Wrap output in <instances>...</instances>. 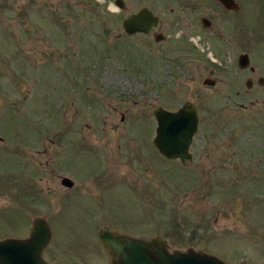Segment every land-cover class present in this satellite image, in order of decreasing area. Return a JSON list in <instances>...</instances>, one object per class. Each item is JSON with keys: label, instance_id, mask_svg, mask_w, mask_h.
Segmentation results:
<instances>
[{"label": "rangeland", "instance_id": "1", "mask_svg": "<svg viewBox=\"0 0 264 264\" xmlns=\"http://www.w3.org/2000/svg\"><path fill=\"white\" fill-rule=\"evenodd\" d=\"M123 1L0 0V238L27 236L40 216L52 263L108 264L98 237L107 225L264 264V0H239L243 30L215 0ZM189 2L212 27L188 24ZM142 6L159 15L163 40L124 31ZM242 50L255 71L238 65ZM187 99L199 122L182 163L152 143L151 107Z\"/></svg>", "mask_w": 264, "mask_h": 264}, {"label": "water", "instance_id": "2", "mask_svg": "<svg viewBox=\"0 0 264 264\" xmlns=\"http://www.w3.org/2000/svg\"><path fill=\"white\" fill-rule=\"evenodd\" d=\"M118 7L124 5L123 0H114ZM228 8L235 7L234 0H220ZM159 16L147 6L129 13L122 20L127 34L138 31L147 33L156 25ZM163 36L158 32L156 39ZM247 52L239 56L241 67L249 64ZM264 78L259 77V83ZM249 85V83L247 84ZM156 118L153 144L168 159L179 158L187 162L191 158L189 146L197 131L198 114L195 103L187 99L177 109L170 110L162 105L151 108ZM61 183L72 186L74 181L64 175ZM52 230L44 217H35L27 236H5L0 238V264H65L47 261L42 252L51 239ZM100 242L111 255L108 264H230L219 256L192 247L186 249L169 248L166 238L154 235L148 238L132 236L125 232L115 231L107 225L98 231Z\"/></svg>", "mask_w": 264, "mask_h": 264}, {"label": "flooded vegetation", "instance_id": "3", "mask_svg": "<svg viewBox=\"0 0 264 264\" xmlns=\"http://www.w3.org/2000/svg\"><path fill=\"white\" fill-rule=\"evenodd\" d=\"M235 2H236V8L235 7H232V8H228V7H226V6H224L223 5V3L220 1V0H215V3L218 5V7L220 8V17H221V20L222 19H227V20H230V21H233V20H235V25H239L240 27H242V30H243V26H244V24H245V22L247 21V16H246V12L244 11V8L242 7V5H241V3H240V1L239 0H234ZM189 4H193V3H191V2H189V3H185L184 5H182L181 6V9H182V13H184V16L187 14V13H193V11H194V9L196 8V7H194L193 5H189ZM149 8V7H148ZM240 10H242L243 11V13H242V15L239 17L237 14L238 13H240ZM136 12V11H135ZM154 12V11H153ZM245 14V15H244ZM158 15V14H157ZM159 16V15H158ZM214 18L213 17H209L208 15H205V14H202V15H196V14H194L193 13V16L190 18V20L188 21V24L189 25H191V26H193V28H194V30H197V29H199V28H210V27H212V25H213V23H214V20H213ZM159 21H160V17H159V20H158V22H157V24L159 23ZM156 24V25H157ZM156 25H153L152 26V28H151V30L149 31V32H152V34H153V37H154V40L155 41H161V40H163L164 38H165V34L163 33V32H161V31H155L154 30V28L156 27ZM201 25V26H200ZM197 28V29H196ZM201 30V29H200ZM149 32H147V33H149ZM158 32H160V33H162L163 34V36L160 38V39H156L155 38V34L156 33H158ZM241 38L240 37H237V39H239L240 40V42H241V44H244L245 43V40H246V38H245V35H244V33L242 32L241 33ZM234 36L235 35H231V37H228V41L229 42H233V39H235L234 38ZM225 41V40H224ZM226 43V42H225ZM244 52H247V51H244V50H242L239 54H238V56H237V63H238V65H239V56H240V54L241 53H244ZM248 53V52H247ZM249 55V54H248ZM249 59H250V56H249ZM250 62H249V64H247L246 66H243V67H241L240 65V67L241 68H248V69H250L251 71H255V66L253 65V64H251V60H249ZM211 72V71H210ZM260 76H262L263 78H264V76L263 75H259V76H257V78H256V82L260 85V86H264V82L263 83H259V77ZM194 78V76H192V79ZM216 82H217V79L215 78V77H212L211 75H206L203 79H202V83L203 84H205V85H215L216 84ZM249 83V85H247ZM166 84V83H165ZM245 84H246V86L247 87H252V86H255L254 85V81H253V79L251 78V77H248L247 79H246V81H245ZM185 101V100H184ZM183 101V102H184ZM182 102V103H183ZM194 103H195V101H193ZM181 103V104H182ZM180 104V105H181ZM179 105V106H180ZM195 105H196V103H195ZM154 105H152V107H153ZM178 106V107H179ZM151 107V108H152ZM164 107V106H163ZM177 107V108H178ZM166 108V107H165ZM177 108H175V109H177ZM196 108H197V105H196ZM167 109H170V110H174V109H171V108H167ZM152 111V110H151ZM153 113V112H152ZM154 114V113H153ZM197 114H198V108H197ZM122 118H123V115H122ZM198 122H199V114H198ZM198 127V126H197ZM193 138V137H192ZM4 140V137L2 136V135H0V141H3ZM152 143H153V139H152ZM191 144V143H190ZM189 151H190V153H191V158L187 161V162H189L191 159H192V157H193V154H192V152H191V150H190V146H189ZM179 159V158H178ZM180 160V159H179ZM181 161V160H180ZM182 162V161H181ZM187 162H182V163H187ZM52 174H57L56 173V171H52ZM62 176H64V175H61V177ZM61 177H60V181H61ZM73 185H74V183H73ZM72 185V186H73ZM72 186H67L68 188H72ZM3 192V191H2ZM2 195L4 196V194L2 193ZM6 199L5 200H7L8 199V197H5ZM9 200V199H8ZM7 204V203H6ZM6 205H5V202L2 204V206H1V208H0V211L1 210H4V209H6V207H5ZM34 219V218H33ZM33 222V221H32ZM30 232V231H29Z\"/></svg>", "mask_w": 264, "mask_h": 264}, {"label": "bare ground", "instance_id": "4", "mask_svg": "<svg viewBox=\"0 0 264 264\" xmlns=\"http://www.w3.org/2000/svg\"><path fill=\"white\" fill-rule=\"evenodd\" d=\"M112 7L116 9L115 5H112Z\"/></svg>", "mask_w": 264, "mask_h": 264}]
</instances>
